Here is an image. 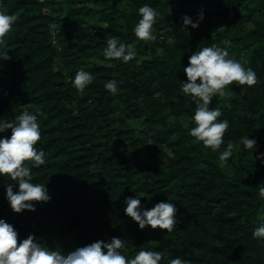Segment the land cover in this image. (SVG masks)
<instances>
[{
	"label": "trees",
	"instance_id": "1",
	"mask_svg": "<svg viewBox=\"0 0 264 264\" xmlns=\"http://www.w3.org/2000/svg\"><path fill=\"white\" fill-rule=\"evenodd\" d=\"M145 2L159 10L152 40L132 30ZM0 8L17 17L0 46L10 54L0 58V119L41 110L37 146L46 160L28 163L51 195L33 201L34 210L14 211L4 187L13 181L0 175V217L19 237L32 232L69 250L121 235L126 255L155 248L164 254L160 264L175 255L191 264H264V240L252 234L264 209L257 185L264 156L256 155L264 153V0H0ZM201 9L197 27L183 24L182 13L196 19ZM111 35L134 42L137 55L105 57ZM209 43L243 54L257 73L254 84L233 81L212 97L209 106L230 121L216 150L189 133L196 105L181 90L188 56ZM80 67L94 75L83 93L70 79ZM109 78L119 81L115 94L104 87ZM132 119L143 121L135 132ZM248 134L257 140L253 151L242 144ZM229 141L232 156L221 164ZM137 193L145 206L176 204L171 231L141 228L124 212V197Z\"/></svg>",
	"mask_w": 264,
	"mask_h": 264
},
{
	"label": "clouds",
	"instance_id": "2",
	"mask_svg": "<svg viewBox=\"0 0 264 264\" xmlns=\"http://www.w3.org/2000/svg\"><path fill=\"white\" fill-rule=\"evenodd\" d=\"M137 21L133 25V32L144 40L155 39L153 25L159 16V10L151 3H141L136 9ZM201 9L194 19L191 14L182 13L184 25L197 27L204 18ZM17 17L14 13L0 8V46L5 42V35L12 28ZM105 57H116L128 61L137 55L134 42L124 41L116 35L107 37L106 46L102 49ZM9 52L0 47V58H8ZM187 79H181V90L190 94L195 101V108L191 116L192 126L189 133L204 145L213 150L220 149L224 143V133L230 121L219 118L222 109L210 107V101L216 94L225 93V86L236 81L239 85L254 84L257 80L256 70L247 63L243 54L237 57L230 54L226 47L215 43L205 44L195 48L188 56V63L183 65ZM199 77V80L197 79ZM71 83L83 93L94 75L84 67L76 69L70 77ZM119 81L109 78L104 81V87L115 94L119 91ZM40 109L29 111L24 107L12 119H0V175L18 182L5 184V196L14 211L25 208L35 209L33 201H46L51 198L46 183L37 182L31 178V168L28 161L39 166L46 160L45 149L37 146L41 137L38 113ZM10 128V133L8 129ZM242 144L245 148L254 149L256 137L249 134L243 136ZM234 144L229 141L218 153L221 164H226L232 156ZM264 156V153H257ZM258 192L264 197V183H258ZM140 194L124 197V212L130 215L138 226L143 228L150 225L155 228L171 231L177 223V206L171 199H161L152 206L142 204ZM259 219L253 228V236L264 240V209L258 213ZM19 241V242H18ZM125 241L121 235H112L108 239L96 238L74 246L69 250H61L42 243L35 233L29 232L19 237L18 230L6 218L0 217V264H160L163 253L155 248L141 247L132 255H126ZM167 264H191V261L180 255L169 256Z\"/></svg>",
	"mask_w": 264,
	"mask_h": 264
},
{
	"label": "rangeland",
	"instance_id": "3",
	"mask_svg": "<svg viewBox=\"0 0 264 264\" xmlns=\"http://www.w3.org/2000/svg\"><path fill=\"white\" fill-rule=\"evenodd\" d=\"M143 125V121L141 119H132L129 121V128L128 130L135 132L134 130H136L137 128L141 127ZM113 146L114 148L118 149L119 145L117 143V139L114 138L113 139Z\"/></svg>",
	"mask_w": 264,
	"mask_h": 264
}]
</instances>
